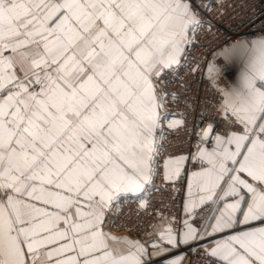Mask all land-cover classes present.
Here are the masks:
<instances>
[{
	"label": "snow or ice",
	"instance_id": "obj_1",
	"mask_svg": "<svg viewBox=\"0 0 264 264\" xmlns=\"http://www.w3.org/2000/svg\"><path fill=\"white\" fill-rule=\"evenodd\" d=\"M226 7L0 0V264H264V0Z\"/></svg>",
	"mask_w": 264,
	"mask_h": 264
},
{
	"label": "built area",
	"instance_id": "obj_2",
	"mask_svg": "<svg viewBox=\"0 0 264 264\" xmlns=\"http://www.w3.org/2000/svg\"><path fill=\"white\" fill-rule=\"evenodd\" d=\"M246 0H225V4H231L233 5V8H225L226 15L224 17V21L222 23V32L224 33L225 37H231V40L234 42L237 39H243L245 36L246 31H248V28H252V25H248V28L245 29L243 26H241L240 29H230L229 22H231L232 25L238 24L239 21L244 20L248 15H250V12L244 8V7H236V5L244 4ZM247 2H252V0H247ZM215 12V5H213V12L209 13V15L213 14ZM258 27V25H257ZM200 43L203 44V48H197L193 50V55L201 56L203 57L205 54H207L210 51V48L213 43H220L219 40L211 41L207 38H201ZM208 59H211V56H208ZM222 63V61H220ZM202 68L206 67L203 64L201 65ZM183 75V73H182ZM233 75V71L231 67L227 70V72L224 74V77L221 80V83H224L225 81H231ZM200 72L197 71L195 80L191 76H186V79L193 81V87L192 92L194 93L197 88L200 90V94L204 95V89L208 86V80L205 78L204 80H199ZM177 88L179 86L177 85ZM183 108V104H179L177 107H171L169 106V111L176 113L178 115L179 111ZM194 138L192 141V144L194 145ZM165 150L167 152H171L173 154L179 153L181 150L187 151L190 147V144L187 140V133L183 130H177L172 133V135L168 136L165 140ZM179 186V185H178ZM161 194L158 192L153 193V201L154 205L159 207L161 205ZM136 205L129 203L124 206V212L125 216L121 217V220H118L117 223H120L122 220H126L129 224L137 222L136 217ZM164 212L170 215L176 214V207L173 205L172 207L162 209ZM142 221H147L148 217H141ZM114 234H122L121 232H117L115 228L112 229ZM137 238V237H134Z\"/></svg>",
	"mask_w": 264,
	"mask_h": 264
},
{
	"label": "crops",
	"instance_id": "obj_3",
	"mask_svg": "<svg viewBox=\"0 0 264 264\" xmlns=\"http://www.w3.org/2000/svg\"><path fill=\"white\" fill-rule=\"evenodd\" d=\"M231 69H232V71H233V75H232V78H231V80L234 78V76H235V72H236V68L233 66V67H231ZM119 235V234H118Z\"/></svg>",
	"mask_w": 264,
	"mask_h": 264
},
{
	"label": "bare ground",
	"instance_id": "obj_4",
	"mask_svg": "<svg viewBox=\"0 0 264 264\" xmlns=\"http://www.w3.org/2000/svg\"><path fill=\"white\" fill-rule=\"evenodd\" d=\"M252 30V28H248V31H251Z\"/></svg>",
	"mask_w": 264,
	"mask_h": 264
}]
</instances>
